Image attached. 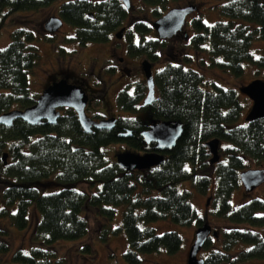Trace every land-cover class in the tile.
Returning <instances> with one entry per match:
<instances>
[{
  "label": "trees",
  "instance_id": "trees-1",
  "mask_svg": "<svg viewBox=\"0 0 264 264\" xmlns=\"http://www.w3.org/2000/svg\"><path fill=\"white\" fill-rule=\"evenodd\" d=\"M54 1L0 0V28L16 22L14 13L38 9ZM142 1L154 5L156 18L165 12L160 6L167 0ZM217 8L225 20L207 23L201 14L191 19L189 47L207 53L211 65L234 76L242 74L246 60L264 64V57L257 59L250 51L254 38L264 39L263 0H220ZM129 10L122 0H68L59 4V15L76 27L70 39L80 45L108 40L124 25ZM134 26L140 38L130 40L129 52L147 54L157 62L159 50L167 49V40L148 37L152 26L147 21L136 20ZM129 31L132 36L133 29ZM10 36V42L0 47V114L25 108L39 95L32 94L29 79L40 58L34 44L38 34L19 26ZM50 37L46 35L45 39L50 41ZM165 53L172 60L155 71L157 97L148 110L158 120H180L183 130L158 165L127 170L116 158L109 162L106 157L104 146L114 142H123L125 147L141 152L154 149L155 143H146L140 135L144 124L139 119L119 117L112 128L85 132L75 110L65 107L56 124H29L21 118L11 126L0 124V216L25 228L30 223L32 204L39 213L31 232L30 251L18 248L13 260L21 264H50L57 256L55 241L79 239L89 233L86 207L95 209V233L107 239L119 229L111 224L113 206L118 204L125 205L122 226L129 247L124 257L129 264H141V253L163 248L173 253L182 243L177 231L158 233L152 226H141V222L164 217L182 225L206 221L188 200L189 193L178 190L177 184L185 180L199 192L212 189V212L221 219L218 234L209 236L202 247L206 251L200 257L205 264H244L250 258L264 257V197L251 196L235 208L231 205L232 192L241 183L239 172L246 167V160H264V117L245 118L239 123L243 104L235 88L214 84V89H206L202 86L204 74L184 66L185 61L192 60L190 54L182 50ZM144 88V83L139 82L138 90L142 92ZM137 97L127 89L120 91L118 107L132 110ZM128 129L132 134L121 137L120 133ZM213 137L222 141L220 160L216 163L210 162L206 145ZM4 152H8L7 164L2 159ZM80 182H85L87 189H78ZM138 208L142 209L140 213ZM0 232L1 255L10 250V243L4 230ZM240 242L251 246L235 250ZM90 244L85 243L83 248L91 252Z\"/></svg>",
  "mask_w": 264,
  "mask_h": 264
},
{
  "label": "rangeland",
  "instance_id": "rangeland-1",
  "mask_svg": "<svg viewBox=\"0 0 264 264\" xmlns=\"http://www.w3.org/2000/svg\"><path fill=\"white\" fill-rule=\"evenodd\" d=\"M63 1L68 0H56L38 9L14 13L13 16L16 17V22L7 23L0 28V47H5L10 42V33L14 28L19 26L28 27L38 34V38L34 41V44L37 45L40 53V58L29 75L32 94L40 93L52 78L55 79L66 73L68 79L82 82L90 93L95 92L97 95H101L105 85L101 81L102 78L107 79L108 83L113 82L115 85L118 83L119 79L113 73L109 75L107 71H103L102 69L103 64H107L106 61L109 62L111 56L125 55L127 53L126 37H117L116 31L118 28L106 41H90L86 45H80L77 41L70 39L76 27L68 21H63L62 27L57 32H49L46 30L44 23L49 16L59 15V4ZM188 2H199L201 6L197 12L201 14L207 23L226 19L217 8L220 0H167L164 6H160V9L164 12L171 6L185 5ZM131 4L129 18L147 21L152 26V20L156 19L153 14L154 5L146 4L142 0H131ZM197 12L193 13V15H197ZM193 15L188 17L189 19H187V23L184 26V29L189 33L193 29L190 20ZM129 18L124 24H130ZM46 35L52 36L50 37V41L45 39ZM148 37H159L153 27L148 33ZM166 42L167 49H160L161 56L155 63V70L161 68L167 61L172 60L170 56H166L165 51L167 50L171 53L182 50V53L190 54L192 60L185 61L184 66L194 68L204 74L205 81L202 84L204 88L211 90L214 89V84H217L236 89L239 100L243 104L242 115L238 120L239 123L242 122L252 106V99L243 93L240 88L255 78L264 80V64L246 60L244 61L242 74L234 76L211 65L207 53L195 52L189 47L188 36L183 31L180 36L168 38ZM250 51L257 59L264 57V39L254 38L251 42ZM126 59L129 58L126 56ZM133 59L135 60L136 58ZM106 100L109 102L111 114H116L118 117L134 115L133 111L116 106L115 89L109 91ZM97 105L102 106L98 102ZM86 110L91 115L94 108L88 105ZM124 147L125 143L123 142H114L104 146L109 162L115 160V151L121 150ZM259 167L264 168V160L258 163L254 159H247L244 169ZM76 187L80 190L87 189V184L80 182ZM2 188L3 186L0 185V205ZM177 188L179 191H187L189 193L188 200L196 208L199 217L205 218L213 228H219L217 225L221 219L212 212V189L207 193L199 192L189 180L178 183ZM41 189L45 190L46 188ZM251 196L264 197V182L251 192H246L244 185L240 183L232 192V207H237L246 198ZM208 197H210V200L207 203ZM34 206V204L30 206V223L25 228H18L8 217L0 216V230H4L6 233L4 237L10 243V250L0 255V264H21L12 259L13 253L18 248L23 249L25 252L30 251L33 245L31 232L39 218V213ZM113 207L115 215L111 224L113 227H119L117 232L111 233L107 239H103L98 233H95L94 230L98 223L95 209L93 207H86L84 213L90 225L89 233L79 239H59L55 241L53 247L56 250L57 256L52 259L50 264H129L124 257V251L129 247L128 235L122 226L125 205L118 204ZM141 211V208L137 209L138 213ZM141 226H152L158 233L166 230H175L182 237L180 248L173 253L167 252L164 248L160 251L141 253L142 258H144L141 264H187L188 252L195 239V230L198 227L196 220L189 225H182L172 221L169 217H164L148 222L142 221ZM0 234L2 233L0 232ZM87 242L91 243V252L83 248ZM250 246V243L240 242L235 245L234 249H246ZM205 251L204 248H201L199 256L204 254ZM244 264H264V257L250 258Z\"/></svg>",
  "mask_w": 264,
  "mask_h": 264
},
{
  "label": "water",
  "instance_id": "water-1",
  "mask_svg": "<svg viewBox=\"0 0 264 264\" xmlns=\"http://www.w3.org/2000/svg\"><path fill=\"white\" fill-rule=\"evenodd\" d=\"M127 8L131 6V0H122ZM264 6V0H263ZM194 10L193 5L185 7H171L161 16L152 20V27L160 38H170L184 29L187 15ZM63 25V18L59 15H51L45 21L46 30L51 33L57 32ZM124 27L116 31L117 37H122ZM187 36V32H186ZM142 68L147 79L148 92L144 104H150L155 99L156 83L152 71V62L148 58L141 61ZM241 91L253 100L252 106L246 115L247 120L264 117V80L255 78L249 83L241 86ZM90 96L82 83L70 81L67 76L55 78L47 84L40 92L35 102L25 108H13L0 114V124L11 126L14 121L21 118L29 124L40 122L56 124L63 114L62 108L71 107L75 110L79 122L85 132L94 129L112 128L115 126L117 117L110 116L96 119L88 114L86 107ZM183 130L180 120H152L148 127L140 131L143 140L150 144L155 143L154 149L148 151H137L129 147L115 151L116 161L127 170L146 169L158 165L165 158L164 152L172 149ZM132 134L130 129L123 130L121 137ZM219 137H213L206 142L211 154L210 162L216 163L220 160ZM3 162H8V152L2 155ZM239 177L246 192H251L264 182V168H246L239 172ZM210 197L207 199L209 202ZM217 230L208 221L198 225L195 230V239L190 246L187 264H205L204 258L199 256V251L204 246L209 236H216Z\"/></svg>",
  "mask_w": 264,
  "mask_h": 264
},
{
  "label": "flooded vegetation",
  "instance_id": "flooded-vegetation-1",
  "mask_svg": "<svg viewBox=\"0 0 264 264\" xmlns=\"http://www.w3.org/2000/svg\"><path fill=\"white\" fill-rule=\"evenodd\" d=\"M189 5H193L194 6V10H192V12L187 15V19H189L188 17L193 15V13L197 12L199 7L201 6L199 4V2L198 3H192V2L190 3V2H188L185 5H175V6H171V7H178V6L179 7L180 6L181 7H185V6H189ZM131 6H132V4H131ZM131 6L129 8H131ZM168 9H170V8H168ZM194 16H196V15H193L192 18ZM128 18H129V16H128ZM128 21L130 23L129 25L128 24L127 25L124 24L122 26V27H124V32H123V36L122 37H124V36L126 37V45H127V49L126 50H127V53L125 55L111 56L109 62L106 61L107 64H103V69H102L103 71H107V73L109 75H111V73H113L119 79L118 83L116 85L113 82L108 83L107 79H103L102 78L101 79L102 83H105L104 90H103V93L101 95H97L95 92L90 93V91L84 86V84L82 82H80L78 80H70V79L69 80L70 81H78V82L82 83V85L86 88V90H87V92H88V94L90 96V100H89L88 105H90L91 108H94V111L91 112V115L94 116L96 119H101V118L110 117V116H116V114H114V115L111 114L110 109H109V102H107L106 97L108 96L110 90L115 89L116 106H118L117 98H118V95H119L120 91H122L124 89H127L132 96H135V97L138 96V97H137V100H135L134 103H133V107L134 108L131 110V111L134 112V115L126 116V117H131L134 120H138L139 119L140 122L142 124H144L143 128H145V127H148L150 125L152 120L156 119V118H154V117H152L150 115L149 110H148V107L151 105V103L155 99L150 104H144V99H145V97L147 95L148 87H147V79L145 77L141 61L144 58H148L152 62V71H153L154 75H155V71H156L155 70L156 61L151 59L147 54L134 55V54H131L129 52L128 45L130 43V40L132 39L134 41H138V39L140 38V34L135 29V26H134V22L136 21V19L135 18H133V19L129 18ZM186 23H187V20H186ZM131 28L133 29L132 36L130 35V31H129ZM182 31L186 35L187 31L185 29H183ZM182 31H180L177 35H175L173 37L180 36ZM173 37H170V38H173ZM161 39H166L167 40L168 38H161ZM162 49H164V48H162ZM126 56L130 60L126 59ZM133 58H136V59L134 60ZM63 76H67V74L63 75ZM57 78H59V77H57ZM53 80H54V78H52L50 80V82H52ZM139 82H142L145 85V88H144V90L142 92H140L138 90V83ZM156 97H157V90H156V93H155V98ZM97 102H98V104L100 103V105H102V106H98ZM116 117H117V120H118V118L121 117V116H119V117L116 116ZM156 120H158V119H156Z\"/></svg>",
  "mask_w": 264,
  "mask_h": 264
}]
</instances>
